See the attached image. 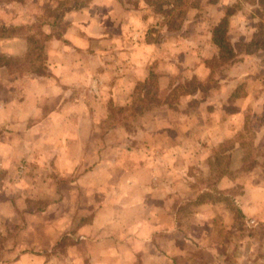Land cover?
<instances>
[{"label":"crops","instance_id":"1","mask_svg":"<svg viewBox=\"0 0 264 264\" xmlns=\"http://www.w3.org/2000/svg\"><path fill=\"white\" fill-rule=\"evenodd\" d=\"M222 1L208 5L212 25L164 28L162 37L158 23L144 30V0H0V29H14L0 37V55L24 58L33 39L43 43L40 72L0 66V264H264V225L242 236L224 200L207 199L233 188L235 177L220 174L198 189L191 171L208 165L226 132L241 130L239 105L264 100V78L260 91L236 96L241 77L230 74L209 93L144 111L134 129L109 123L111 105L130 107L158 65L163 99L181 81L206 80L205 61L219 51L212 30L223 19L236 51L246 19L242 11L226 17ZM163 49L170 56L160 64ZM250 65L239 60L227 73ZM197 146L205 152L194 154ZM252 193L264 209L258 189L233 197L245 216ZM179 198L192 209L178 208Z\"/></svg>","mask_w":264,"mask_h":264},{"label":"rangeland","instance_id":"2","mask_svg":"<svg viewBox=\"0 0 264 264\" xmlns=\"http://www.w3.org/2000/svg\"><path fill=\"white\" fill-rule=\"evenodd\" d=\"M79 1L84 3L87 0ZM196 1V6L188 9L185 14L180 17L179 20H176L175 17L178 10L173 11L167 17L163 18V16L165 15L162 13V11L160 12L154 7H149L145 4V12L143 14V21L145 23L144 30H152V27L158 23L159 27H157V31H159V35L160 33H162V37H164L162 30L164 28L168 30L167 23L174 22L175 26H179L178 29L172 31L178 32L183 28H186V33H191L198 29V22L204 21L211 24L212 12L211 10H207L208 5L216 4L220 0ZM225 1L226 0H223L220 4L221 6H219L225 14L227 11H229V15L238 11H242L246 19L244 21V23L246 24L244 33L241 34V37H235L234 44L236 47V51L233 50L234 46L230 44L232 50L236 53L233 60L229 63H225L220 60L212 63L211 60L217 57L218 53L211 60H206L205 63L207 64V68L209 70V76L204 81H198L197 79L192 78L191 80H187V82L184 83V79H186V77L180 72V74H178V77H185L183 79L184 81H181L176 90H174L172 94L166 96L164 99L161 98L162 95L160 96V88L157 82L158 75L163 71V67L159 68L160 65H158V67L154 70L156 76L152 77V80L149 84V93L146 96L148 102L146 103V105L158 103L163 105V103L166 102L173 104L178 103L181 95L185 94L186 92H193L198 89L202 90L203 92L209 93L213 90L214 87L218 85V81L222 77L228 76L230 74L241 77V83L239 82L237 84L238 88L235 92L236 96L244 95L247 91H260L261 81L259 80L258 82V77L264 78V69L260 68L259 64L260 59H262V61L264 60V52L258 51L256 46L254 45L256 41L261 39V37L258 36L259 33L257 32L259 31L258 25L261 22L258 14L259 4L255 3V0H234L236 3L229 7L226 6L227 4H225ZM170 8L171 7L163 6V12L166 11V9ZM181 10L183 11V8H181ZM228 25L229 23L227 22V31ZM251 36L252 40L250 42H245L246 39H249ZM175 55L177 56L178 54ZM159 56L161 62L160 64H164L170 54L168 53V50L163 49L162 52H159ZM257 57L260 59H258ZM246 58L254 60L256 65H250L249 67L246 66L244 68L237 66L235 70L227 73L228 67L231 66L234 62L236 63L239 60H244ZM143 85L144 83L138 87V90H136L134 100L130 107L125 108L127 109L126 111L120 112L117 109L118 107L112 108L110 114L111 116H109V123H112V125L114 124L116 126H118V124L127 125L128 127L130 126L131 129H134L138 125L140 114H142L146 110H149H139L137 108V105L140 102L139 99L141 97V90L143 88ZM228 91H230V88H226L224 90L225 93ZM229 94L225 96L223 103L224 108L226 107V110L228 112H231L232 109L236 110L235 107H237V105L236 101L234 104L235 98L233 99V97H227L229 96ZM239 106L243 108L242 116L239 119L241 130L235 131L231 134L226 132V135H231L230 138H225L227 140H225L220 149H218L211 155V157L209 158L210 160L208 161V165L194 164L191 168V171L197 177L196 181L194 180V187L198 189L200 186H213L215 184L216 177L220 174H230L235 177V181L237 183L233 188L221 192H218L215 188V190H213V192L207 197V199H209V201L223 199L226 206L233 210L234 214L236 215L237 223L239 225L238 227L242 231V236H247L248 234L249 236H251L252 232L259 228H262L264 225V209H262V206H256L257 204L254 203L255 199L257 200L259 196L257 195V197H254V193H252L250 200H248L247 203L248 206H250V209L245 210V213L248 216H245L242 210L238 208L239 206L237 205V203L234 205L232 201L234 196H240L247 189H258L259 191H261L260 196L264 198V100H254L249 103L241 102V105ZM153 107L155 106H151V108ZM224 119H227L226 116ZM236 143L240 144L241 146L235 149L236 153L233 157V154H231L230 152L234 150V146ZM193 151V153L196 155L197 153L201 154L205 152L204 149L199 146L195 147ZM26 169L27 165L24 162L20 163L16 169L17 177L22 178L25 174ZM204 170L209 173V176H205ZM179 199L180 202L178 201L177 203L178 208L181 207L183 211V209L187 207V210L185 212L192 209V203L188 202V204H184L182 206L181 202L184 200L182 198ZM236 200L239 202L238 199ZM240 206L246 208L244 201L242 202V204H240ZM243 259L244 258H242V261Z\"/></svg>","mask_w":264,"mask_h":264},{"label":"trees","instance_id":"3","mask_svg":"<svg viewBox=\"0 0 264 264\" xmlns=\"http://www.w3.org/2000/svg\"><path fill=\"white\" fill-rule=\"evenodd\" d=\"M144 3L149 7H154L156 10H159L160 12L165 15L163 18L167 17L170 13H172L175 10H178L175 17L176 20H179L180 17H182L185 12L196 6L197 1L196 0H144ZM255 3H258V14L261 22L258 25L257 31L259 34L258 36L261 37L260 40L256 41L254 45L256 46L258 51L264 52V0H255ZM163 6L171 7L170 9H166V11L163 12ZM183 8V11L181 10ZM180 9V10H179ZM229 15V11L226 12V17ZM168 24V30H176L179 28V26H175L174 22L167 23ZM14 29H6L1 28L0 29V37H6L9 36ZM227 31V21L226 19H223L220 24L214 27L213 29V40L214 43L218 46L219 52L217 57L213 58L211 62L215 61H222L225 63H229L233 60L236 53L232 50V47L230 43L225 38V33ZM43 60V43L39 39H33V47L32 50L24 57V58H6L0 55V66L2 65H8L13 64L18 66L19 68L25 67L28 68V71L32 67L35 72H40V64L35 66L34 62H42ZM153 74H150V77L144 82L143 88L141 90V97L139 99V104L137 105V108L139 110H145L150 109L151 106H160L162 104H149L146 105L148 102L147 94L149 93V84L152 80ZM166 104V103H163ZM172 105L173 103H169ZM114 106L111 105L110 111L112 110ZM117 108V107H114ZM120 112L126 111L125 108H117Z\"/></svg>","mask_w":264,"mask_h":264}]
</instances>
